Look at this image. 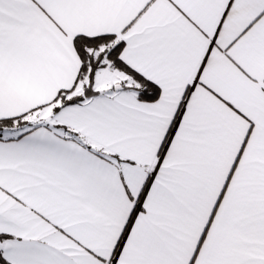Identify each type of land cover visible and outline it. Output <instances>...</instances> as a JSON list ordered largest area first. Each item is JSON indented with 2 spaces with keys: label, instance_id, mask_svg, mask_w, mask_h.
Returning a JSON list of instances; mask_svg holds the SVG:
<instances>
[{
  "label": "snow or ice",
  "instance_id": "6c2138e0",
  "mask_svg": "<svg viewBox=\"0 0 264 264\" xmlns=\"http://www.w3.org/2000/svg\"><path fill=\"white\" fill-rule=\"evenodd\" d=\"M0 264H264V0H0Z\"/></svg>",
  "mask_w": 264,
  "mask_h": 264
}]
</instances>
